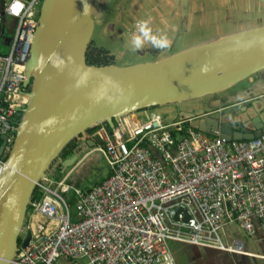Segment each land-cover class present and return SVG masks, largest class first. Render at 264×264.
<instances>
[{
  "label": "built area",
  "instance_id": "1",
  "mask_svg": "<svg viewBox=\"0 0 264 264\" xmlns=\"http://www.w3.org/2000/svg\"><path fill=\"white\" fill-rule=\"evenodd\" d=\"M42 1L0 0V148L4 135L12 144L19 111L29 101L25 66ZM6 17L16 25L2 51ZM140 113L122 118L112 135L104 125L91 134L103 140L90 152L108 163L104 181L88 190L73 186V167L38 185L42 197L24 234L31 240L12 264H59L62 258L69 264H175L170 240L247 253L245 241L225 238L229 224L249 239H258L259 232L264 238V134L227 143L186 121ZM4 166L0 156V177ZM71 195L79 208L75 214Z\"/></svg>",
  "mask_w": 264,
  "mask_h": 264
},
{
  "label": "water",
  "instance_id": "2",
  "mask_svg": "<svg viewBox=\"0 0 264 264\" xmlns=\"http://www.w3.org/2000/svg\"><path fill=\"white\" fill-rule=\"evenodd\" d=\"M257 1L264 5V0ZM177 4L181 18H185L189 0H177ZM95 5L96 0L42 2L25 66L23 85L29 101L19 111L12 144L4 135L0 148V156L5 158L0 177V264H12L20 248L28 246L31 234L22 236L28 210L36 202L33 199L38 185L49 178L53 162L62 157L56 175L59 179L102 144L100 136L90 139L92 129L104 125L112 135L124 117L167 105L199 102L264 73V25L154 61L123 67L116 63L89 64L87 56L96 28ZM4 41L9 44L10 38ZM261 79L264 81V74ZM243 91L258 93L251 95L255 100L241 123L233 118L224 121L204 116L202 109L206 106L179 109V120L208 136H220L227 143L252 140L264 134V82ZM235 123L242 127L237 129ZM81 137L87 146L64 159L63 150Z\"/></svg>",
  "mask_w": 264,
  "mask_h": 264
},
{
  "label": "crops",
  "instance_id": "3",
  "mask_svg": "<svg viewBox=\"0 0 264 264\" xmlns=\"http://www.w3.org/2000/svg\"><path fill=\"white\" fill-rule=\"evenodd\" d=\"M157 1L158 3L153 5L152 10H155L156 7L161 8L162 10L161 14L159 13V15H157L156 19L154 20V22L158 23V25L155 26L154 32L158 33V31H165V29L161 28V25L166 23V21L163 19L165 17L163 10L166 0ZM170 7L172 8L171 13L169 14L168 8L167 11L168 15L172 17L171 21L175 24L173 33H171L175 37L174 39L169 37V39L171 41L170 43H173V45L175 41L181 42V46H179L180 51L197 44L210 42L226 34L264 25L263 14H259L258 19H256L258 17L256 15L251 18V23H249L247 19L243 20V18L241 17L244 12L250 13V11L247 10V7H255L256 9L259 8V10H264V5L257 0H189L187 16L185 18H181V8L177 4V0H173L170 4ZM251 15L253 16V14ZM124 18L126 20V23L123 22L119 27H125L127 30H129V32H131V29L133 27L135 28L136 22L139 21V17H136V19L132 17L129 18L128 14L126 13ZM257 21H262V23H259ZM177 22L179 23L180 28H178L179 25L177 24ZM113 55L117 59L116 53H114ZM263 82L264 81L261 79L259 80L258 84H261ZM255 93L258 92L256 91ZM255 93H252V91L247 92L243 90L226 91L219 95L211 96L210 98L208 97L197 102L193 109H196L200 106H206L204 109H202L205 114L206 112H209L211 110H220L222 112L225 109L233 108L235 109V111L233 112V119L241 123L246 120V115H249L250 107L255 100L254 98H251V95ZM245 108L248 109L247 112L244 113ZM252 108L255 110L254 107ZM156 109L158 108L151 109L153 111H149L160 115L165 112L174 113V115L166 118L167 121H176L179 119L178 110L176 109L164 108L166 109L164 110V112L156 111ZM202 110L198 112H202ZM136 115L141 117L140 112ZM213 116H215L216 118H221L224 121H229L232 118L230 116H222L220 112L214 114ZM234 126L237 129H240V127H242V124H234ZM82 143L86 144V141L83 140ZM93 157H95V152L91 153L89 151V153L86 154V159H84L74 167V171L69 179V183L71 185L80 187V184L85 177L88 167H90L91 164L95 161V158ZM109 174L110 171L108 170L107 176L102 179L100 183L104 181ZM225 238L228 240V242H231L233 239H241L243 241H247L246 234L243 231L234 229L233 224H229L226 227ZM253 241H255L253 246L250 242H246L247 253L244 254H230L220 249L195 246L185 243H180V245L183 246V251L186 252V255L190 257L191 264H264V238L260 235V232L258 235V239ZM256 246L257 249H255ZM252 247L254 248V250L252 249Z\"/></svg>",
  "mask_w": 264,
  "mask_h": 264
},
{
  "label": "rangeland",
  "instance_id": "4",
  "mask_svg": "<svg viewBox=\"0 0 264 264\" xmlns=\"http://www.w3.org/2000/svg\"><path fill=\"white\" fill-rule=\"evenodd\" d=\"M172 1L173 0L165 1V7L163 10L165 17L163 19L166 21V23L161 25V28L165 29L163 33L167 34L168 37L174 39L175 36L172 35L171 33H173V28L175 24L171 21L172 17L168 15V11L169 14L172 11V8L170 7ZM157 3H158L157 0H96L94 17L96 19L97 24L89 49L90 51H92L93 58H101V59L105 58L104 55L98 54L100 51L99 49H102L103 51L107 52L108 58L111 56L115 58L113 54L116 53L117 59L116 58L114 59V63L123 67V66L138 64L140 62L154 61L163 58L165 56H169L179 52L180 51L179 46H181V42L179 41H175L174 45L173 43H170V46L167 47L166 49L157 50L154 49L151 45L146 44L143 50L139 52H132L130 50V38L134 33L135 28L133 27L131 29V32H129V30H127L125 27H121V28L119 27L122 25L123 22L126 23L125 18L127 16L125 18L124 16L127 13L129 18L132 17L136 19V17H139V20L151 18L152 21L151 27L155 31V26H157L158 23L154 22V20L156 19L157 15H159V13L161 14L162 12L161 8H157V7L156 9L154 8L155 10H152L153 5ZM167 8L169 9L168 11ZM247 10H249L250 13L244 12V14L241 15V17L243 18V20L247 19L249 23L252 22V20L250 19L253 18L255 15L258 16L257 18L255 17L256 19L259 18V14H263L264 16V10H259V8L256 9L255 7L254 8L247 7ZM251 14H253V16ZM8 20L10 19L7 18V21ZM257 22L262 23V21H257ZM177 24L179 25L178 22ZM178 28H180V25L178 26ZM159 32L162 31H158V33ZM263 74L264 73L254 75L230 90H247L249 88H252L259 83V80L262 78ZM196 103H197L196 101H189L179 106L167 105V106L159 107L158 109H156V111L164 112V110H166L164 108H173L176 110L182 108V109L191 110L195 107ZM234 111L235 109L233 108L225 109L221 112V115L230 116L233 118ZM172 115H174V113L171 112L170 113L165 112L162 114L164 118H168ZM235 125H240V124L235 123ZM81 139L82 137L79 138L77 141L82 143L83 140ZM60 157L53 162L47 173L48 177L52 179H57L56 175L61 169ZM63 158L66 159L65 157ZM93 158H95V161L91 164L90 167H88L85 177L83 178L80 184V187L82 189H88L93 187L94 185L99 184L100 181L107 176L109 166L103 155L99 152H95V157ZM41 197L42 194L39 193V191L37 190V199L35 201H37ZM67 200L70 205L71 212L74 214L77 213L79 208L77 206L76 201L74 200V197L72 195L67 196ZM31 207L28 210L27 217H30L33 211V208ZM233 226L234 229L241 231L236 224H233ZM25 232H26V224L22 231V236L25 234ZM246 240L247 241H245V243L250 242L253 246L255 241L249 238H246ZM169 247L171 249L176 264H191L190 257L187 256L186 252L183 251V246H181L180 243L174 240H170ZM252 249L254 250L253 247ZM255 249H257V246L255 247ZM76 263L86 264L87 262L78 261V262H72L71 264H76ZM59 264H69V262L66 258H62L60 259Z\"/></svg>",
  "mask_w": 264,
  "mask_h": 264
},
{
  "label": "clouds",
  "instance_id": "5",
  "mask_svg": "<svg viewBox=\"0 0 264 264\" xmlns=\"http://www.w3.org/2000/svg\"><path fill=\"white\" fill-rule=\"evenodd\" d=\"M151 24V18L141 19L136 22L135 32L130 38V50L132 52H139L143 50L146 44L151 45L154 49L157 50L166 49L170 46V39L168 35L163 32H154ZM6 37L8 36H5V38Z\"/></svg>",
  "mask_w": 264,
  "mask_h": 264
},
{
  "label": "trees",
  "instance_id": "6",
  "mask_svg": "<svg viewBox=\"0 0 264 264\" xmlns=\"http://www.w3.org/2000/svg\"><path fill=\"white\" fill-rule=\"evenodd\" d=\"M15 25H16L15 20L10 19V20L7 21V17H6V19L4 21V24H3L4 34L6 36H12V34L15 32ZM4 45L5 44H1V47H2L1 50L2 51L5 50V46ZM99 50L100 51H99L98 54L99 55H104L105 58L104 59H101V58H93L92 51L89 50L88 51V56H87L88 57L89 64L103 66V65H110V64H113L114 63V59L115 58L113 56H111V57L108 58V53L107 52L103 51L102 49H99ZM97 130H98L97 127L94 128V129H92L91 130V134L95 133ZM78 145L79 144L76 143V142H73V143L69 144L63 150V154H62L63 157L67 158L68 156H71L74 153V151L77 149V146ZM36 199H37V192H36V195H35V197H34L33 200H36ZM31 208H33V207H31Z\"/></svg>",
  "mask_w": 264,
  "mask_h": 264
},
{
  "label": "flooded vegetation",
  "instance_id": "7",
  "mask_svg": "<svg viewBox=\"0 0 264 264\" xmlns=\"http://www.w3.org/2000/svg\"><path fill=\"white\" fill-rule=\"evenodd\" d=\"M76 143H80L79 141H76ZM84 147H86V144H84V143H82V144H79L78 146H77V149L75 150V152L77 151V150H81V149H83ZM69 157V156H68Z\"/></svg>",
  "mask_w": 264,
  "mask_h": 264
},
{
  "label": "snow or ice",
  "instance_id": "8",
  "mask_svg": "<svg viewBox=\"0 0 264 264\" xmlns=\"http://www.w3.org/2000/svg\"><path fill=\"white\" fill-rule=\"evenodd\" d=\"M18 7V6H17Z\"/></svg>",
  "mask_w": 264,
  "mask_h": 264
}]
</instances>
